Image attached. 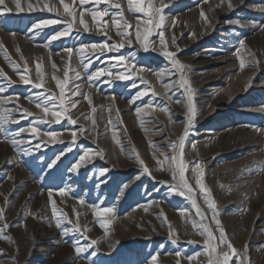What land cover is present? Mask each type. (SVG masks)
<instances>
[{
  "label": "rangeland",
  "instance_id": "374dc122",
  "mask_svg": "<svg viewBox=\"0 0 264 264\" xmlns=\"http://www.w3.org/2000/svg\"><path fill=\"white\" fill-rule=\"evenodd\" d=\"M20 2L24 10L19 12L13 0L0 5V113L5 116L0 234L7 237L0 239V264H210L225 251L232 255L226 244H219L215 220L237 253L229 264H264V0H231V9L228 0H152L164 22L160 29L147 25L152 29L147 51L135 32L139 25L143 33L148 17L129 11L127 0H88L82 6L80 0H63L76 19L69 34L55 40L72 22L61 0ZM112 2L122 5L123 17ZM106 8L108 15L95 23L87 14ZM81 11L87 32L79 24ZM113 18L132 26L131 45L125 40L123 48L103 55L89 47L82 57L84 45L121 42L129 30L121 27L118 36ZM52 20L58 22L42 25ZM102 23L105 30H100ZM69 48L71 55L65 51ZM165 50L185 67L178 70L162 54ZM120 55L125 62L113 59ZM101 69L105 74L96 76ZM65 71L66 99L76 102L70 111L77 124L56 123L51 116L47 123L38 122L44 114L29 98L47 90L56 94L58 105L53 77L64 80ZM120 74L129 78L118 79ZM181 77L190 93L180 87ZM33 83L42 87L33 88ZM190 106L195 113L191 124ZM186 128L181 150L179 137ZM174 155L177 160L182 155L188 166L191 193L178 173L172 178ZM197 164L215 209L208 208L196 184ZM105 208L113 211L104 213ZM205 227L216 238L208 245ZM77 247L87 250L77 253Z\"/></svg>",
  "mask_w": 264,
  "mask_h": 264
},
{
  "label": "snow or ice",
  "instance_id": "6c2138e0",
  "mask_svg": "<svg viewBox=\"0 0 264 264\" xmlns=\"http://www.w3.org/2000/svg\"><path fill=\"white\" fill-rule=\"evenodd\" d=\"M13 2L15 4V8H16V10L18 12L24 10L21 7L20 0H13ZM87 2H88V0H80L81 6L83 4H85V3H87ZM96 2L98 4L101 3V2H105L106 3V2H108V0H96ZM223 2H224V0H221V3H223ZM241 2H243V0H241ZM61 3L63 4L64 13L67 16L72 17V22L68 23V26H67L68 27V31L58 33L57 36H53L52 37L53 40L57 39L59 36L68 35L69 31H71V29L73 27V24L75 23V19H76V14L72 10L70 5L67 4V3H64L63 0H61ZM3 4H4V0H0V5H3ZM127 4H128V10L129 11L140 12V13H143L146 17H148V19L144 20V22H143L145 24V27L143 29V33L140 31L139 25L137 26V30L135 32L136 41L141 44V46L145 49V51H147V43L146 42L148 41L149 36L151 35V32H152V29L147 27V25H153L157 29L162 28V25H163V22H164V16L160 14L162 9L155 7L152 4V0H148L147 7L144 6V0H127ZM227 6H228L229 9H231L233 7V4L231 3V0H228ZM45 7H48V6L45 5ZM111 7L120 9V12L118 13V15L123 17V7H122V5L120 3L112 2ZM28 8L30 10H34L31 4L28 5ZM10 10L11 9H9L7 7H5L3 9V11H10ZM48 10L52 11L53 9L49 7ZM87 14L91 15L92 21H93V23H95L97 21L98 17L102 18V17L108 15V9L106 8V9H104V11H90ZM79 15H80L79 24L83 26V29H84L85 32L89 31V25L85 22V19H84L85 11H81ZM201 15L203 16L204 14L201 13ZM157 16H158V20L156 19ZM57 22L58 21H55V20L43 21L42 25L46 26L48 24L57 23ZM112 24L117 28V33L116 34L118 36H121V32H120V28L121 27L129 30L126 35L121 36V42L118 43V44L117 43L108 44L107 42H104L102 44H92L90 46L89 45H84L80 49V54H81L82 57L84 55L85 50L88 49L89 47H91L93 52H95L96 50H99L100 54L103 55L105 52L116 51V50H118L120 48H123L125 40L128 42L129 45H131L132 40H131V31H130V29H131L132 26L126 20L123 22V25H121V21L117 20L115 18H113ZM36 27H41V25H37ZM99 27H100V30H105L107 25H106V23H102V24L99 25ZM105 34H107V33L105 32ZM159 35H160V43H161V45H164L165 41H164L163 31H161L159 33ZM240 44L243 46L244 41L241 40ZM17 51H19V49H17ZM65 51H67L71 55L73 50L69 48V49H65ZM162 54L164 56H166L169 60H171L172 64L178 70H182L185 67L178 59L175 58V53H172L170 51L165 50ZM113 59H116L119 62H125V60H126V58L123 55L114 57ZM81 62L83 63V61H81ZM52 66H53V68L56 67L55 64H53ZM243 66H244L243 61H241V67H243ZM84 67L86 68L87 65H84ZM132 67H135V65H132ZM25 68L27 70V65H25ZM37 73H38V76H42V73H40V65L39 64L37 65ZM104 74H105V69H101L95 75L96 76H103ZM108 74L111 75L110 72ZM0 75H4L2 70H0ZM64 75H65V79L64 80H59V79H56V77H53V79L56 80V86L59 89V104L58 105L56 103V100H57L56 94L55 93L46 94L47 90L38 92L36 94V98L35 99L29 98V102L30 103H34L36 108L40 109V111L44 114L43 117L38 118V122L47 123L48 120L46 118L48 116H51L52 120H54L56 123H61V121L66 119L68 121V123H70L72 125H76L77 124L78 118L77 119H73L72 115H71V111H70V109H74L76 107V102L73 101V100L66 99V94H65V86L68 84V72L65 71ZM79 75H80L79 72H77L76 76L79 77ZM157 75H161V74H157ZM117 78L118 79H128L129 77L125 76L123 74H120V75L117 76ZM20 79L26 84L29 83V80L25 76H21ZM89 79L91 80L92 77H89ZM145 83H147V81H145ZM187 84H188V81L186 79H183V77H181L180 87L186 88ZM164 86H165V88L169 87V85H167V84L164 85ZM32 87L39 89V88L42 87V84L41 83H33ZM3 90H4L3 88H0V92H2ZM186 91H188L190 93L191 89L190 88H186ZM143 94L144 93H142V95ZM71 95L72 96H76V95H78V93L77 92H72ZM153 95H155V93H153ZM85 99H88V97L85 96ZM189 99H191V97H189ZM160 110L161 111H166V109H164V108H161ZM23 111L26 113L27 116L33 115L31 112L28 111V109H24ZM137 111L139 112L140 110L137 109ZM188 111H189V114H190L189 115V123L191 124L195 113H194V110H193V108L191 106L189 107ZM4 121H5V116H4L3 113H0V130H2V128H3ZM24 131H26L25 128H20L19 129V132H24ZM31 131L33 133H37L38 132V128L37 127H31ZM81 132H83V128H81ZM17 134H19V133H17ZM44 135L52 137V136H55L56 133H54V132H46V133H44ZM72 135L75 138L76 132L73 131ZM187 135H188V129L186 128L184 134L179 137V147H180L181 150L183 149L184 142H185V137ZM11 143L13 145H15L17 142L15 140H12ZM37 147H39V144H37ZM171 147L173 149H175L177 147V145L175 143H173L171 145ZM162 155H165V161H167L168 160L167 155L163 154V153H162ZM85 156H87V153L85 154ZM85 156H81L80 159L84 160ZM137 162L142 164V165L144 163L142 160L139 159V157H137ZM157 163H161V162L157 161ZM171 163L175 165V170L172 172L173 180L177 179V173H178L179 179H180V181L182 183V187L184 189H187V191L189 193H191L193 191V189H192V187L188 183V180L185 177V171H186V168L188 166L184 163L182 155H181V158L179 160H177V157L175 155L172 156L171 157ZM50 167H51V165H50ZM77 167H78V165H77ZM144 171L148 172L149 169L145 166L144 167ZM193 171L196 174V177H197L196 184L199 187L200 192L205 194V199H206V203L208 205V208L209 209H215V203L210 198V190L205 188L204 184L201 182V179H200V177H202V175H203V171L199 168L198 164H197L196 168L193 169ZM161 183H164V182L162 181ZM60 194L64 195L65 194L64 190H61ZM180 194H184V193L181 192ZM49 197H51V192H49ZM189 199H192V197L189 196ZM81 203H83V202H81ZM192 203H193V206L196 207L197 213H200V208L198 206H196V201L194 199L192 200ZM112 211H113V209H111V208H105L103 210L104 213H111ZM98 214H100V213H98ZM53 215L54 216L56 215L55 207H53ZM216 215H217V213L215 211H213V219H215ZM3 218H4V210L0 209V220H2ZM201 218L203 219L204 217H201ZM215 222H216V225H217V227H218V229L220 231L219 244L220 245L226 244L227 249L231 250V254L232 255L230 256L229 252L225 251L222 254V258H220L218 256L215 259L214 262L210 261V264H229L230 259H232V256L237 255V253H236V250L233 247V245L230 242H227L226 234H225L224 230L222 229V227H220L219 220H215ZM4 227H8V225L5 224ZM56 227L57 228L61 227L59 219L57 220ZM101 227H105V225H101ZM193 227L195 228V227H197V225L195 223H193ZM76 230L79 231L78 228ZM204 232H207V236H208V239L205 240V244L206 245H208L210 243V241L216 239L213 236L212 232L209 231L206 227L204 228ZM204 232H201L200 234L203 235ZM66 233H67V230H65V234ZM6 238L7 237H4L2 234H0V239H6ZM93 243H96V241H93ZM173 243H175V241H173ZM86 250H87L86 248H79V247L76 248V252L77 253H80V252H83V251H86ZM211 252L215 253L216 252V247H212L211 248ZM93 255H95V253H93ZM176 255L179 256L180 253L178 252V253H176ZM189 259H192V257H189ZM152 260L155 261L156 257L153 256ZM177 264H179V262H177Z\"/></svg>",
  "mask_w": 264,
  "mask_h": 264
},
{
  "label": "bare ground",
  "instance_id": "6f19581e",
  "mask_svg": "<svg viewBox=\"0 0 264 264\" xmlns=\"http://www.w3.org/2000/svg\"><path fill=\"white\" fill-rule=\"evenodd\" d=\"M57 4V3H56Z\"/></svg>",
  "mask_w": 264,
  "mask_h": 264
}]
</instances>
